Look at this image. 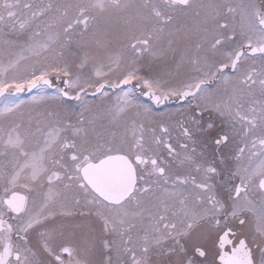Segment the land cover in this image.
<instances>
[{"label":"snow or ice","instance_id":"6c2138e0","mask_svg":"<svg viewBox=\"0 0 264 264\" xmlns=\"http://www.w3.org/2000/svg\"><path fill=\"white\" fill-rule=\"evenodd\" d=\"M0 264H264V0H0Z\"/></svg>","mask_w":264,"mask_h":264},{"label":"flooded vegetation","instance_id":"af4514ba","mask_svg":"<svg viewBox=\"0 0 264 264\" xmlns=\"http://www.w3.org/2000/svg\"><path fill=\"white\" fill-rule=\"evenodd\" d=\"M23 98H27V96L25 95Z\"/></svg>","mask_w":264,"mask_h":264}]
</instances>
